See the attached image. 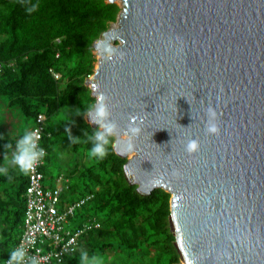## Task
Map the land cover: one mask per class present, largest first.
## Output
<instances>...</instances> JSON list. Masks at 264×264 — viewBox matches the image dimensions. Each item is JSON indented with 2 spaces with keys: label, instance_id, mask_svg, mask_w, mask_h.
I'll list each match as a JSON object with an SVG mask.
<instances>
[{
  "label": "water",
  "instance_id": "95a60500",
  "mask_svg": "<svg viewBox=\"0 0 264 264\" xmlns=\"http://www.w3.org/2000/svg\"><path fill=\"white\" fill-rule=\"evenodd\" d=\"M118 1L93 43L115 53L87 84L109 95L121 130L143 118L131 150L115 136L126 176L172 194L184 264H264V0Z\"/></svg>",
  "mask_w": 264,
  "mask_h": 264
},
{
  "label": "trees",
  "instance_id": "16d2710c",
  "mask_svg": "<svg viewBox=\"0 0 264 264\" xmlns=\"http://www.w3.org/2000/svg\"><path fill=\"white\" fill-rule=\"evenodd\" d=\"M34 4L39 7L28 13ZM121 9L107 0H0V59L14 61V66L0 71V97L6 96L7 105L18 107L33 123L38 114H45V159L51 153L58 159L66 149V161L71 160L58 172L70 181L66 191L73 194L69 200L93 194L76 212L73 228L92 218L101 227L81 236L80 249L68 255L65 264H79L84 250L100 257L123 255L122 264H180L182 257L170 225L172 194L163 188L148 195L138 191L125 173L128 158L115 150V136L109 138L103 159L87 155L91 142L84 132L91 134L98 128L87 120L83 105L96 99L87 84L97 61L93 43L117 21ZM52 71L60 78L55 79ZM77 109L82 115H76ZM62 110L65 116L54 119ZM70 135L80 141L72 143ZM2 141L15 144L14 139ZM44 168L45 164V173ZM27 184L28 175L15 167L0 175V264L22 234Z\"/></svg>",
  "mask_w": 264,
  "mask_h": 264
},
{
  "label": "built area",
  "instance_id": "2783aa9c",
  "mask_svg": "<svg viewBox=\"0 0 264 264\" xmlns=\"http://www.w3.org/2000/svg\"><path fill=\"white\" fill-rule=\"evenodd\" d=\"M5 66H14V61L5 62L0 59V71ZM52 73L55 79L60 78L59 73L55 71ZM45 123L46 116L40 113L30 128L38 136L39 146L45 150V156L28 174L23 230L15 247L23 244L27 249V255L35 256L40 264H65L66 257L80 249L81 236L90 230L100 228L101 222L92 218L80 227H69L70 220L79 209L93 199V194L63 203L62 196L64 190L68 188L66 185L69 183L68 178L59 175L55 185L44 184L45 174L42 167L47 155V149L43 146Z\"/></svg>",
  "mask_w": 264,
  "mask_h": 264
},
{
  "label": "clouds",
  "instance_id": "9594fccd",
  "mask_svg": "<svg viewBox=\"0 0 264 264\" xmlns=\"http://www.w3.org/2000/svg\"><path fill=\"white\" fill-rule=\"evenodd\" d=\"M39 5H32L27 9L28 13H32L37 10ZM97 51L103 57L105 61H110L113 58L115 49L108 44L100 43L97 45ZM123 58V54H122ZM99 84H93L92 90L95 94L94 103H85L84 114L89 118V123L98 125V128L91 134L85 130L84 135H87L88 140L91 142V147L87 151V155L90 159L99 158L103 159L107 155L106 146L109 145V138L112 136H118L123 132L127 139V148L131 150L134 147L133 141L139 136L141 125L143 124V118L137 114H130L128 117V123L126 127L121 130L119 122L112 118V110L109 106L110 97L107 93L99 90ZM76 115H82L81 110H76ZM139 121V123H138ZM68 124L72 121H66ZM67 131H71L69 127ZM207 131L210 133H217L218 128L215 124H209ZM15 146L11 142L4 145V166H0V175H7L8 165H11L18 169V171L24 175L31 173L39 161L45 156V150L39 146L38 136L34 131L25 128L22 133L16 137ZM72 143H78L80 137L73 135L69 136ZM197 148V141L190 140L186 144V151L191 154ZM9 151H11V157L9 158ZM176 175L175 171L173 173ZM79 264H102V258L97 255H89L84 250L81 251L78 257ZM4 264H40V261L35 257H29L27 255V249L21 244L15 247L10 252V257L6 259Z\"/></svg>",
  "mask_w": 264,
  "mask_h": 264
},
{
  "label": "rangeland",
  "instance_id": "374dc122",
  "mask_svg": "<svg viewBox=\"0 0 264 264\" xmlns=\"http://www.w3.org/2000/svg\"><path fill=\"white\" fill-rule=\"evenodd\" d=\"M107 1H109V0H107ZM114 3H117L119 6H121V3L118 0L115 1ZM115 22L111 23L110 27ZM97 52H98L97 49H95L94 53H95V56L97 58V61L95 62V68L98 66V60L101 58V55H99ZM90 77H89V79H90ZM88 86L90 87V84H88ZM7 99L8 98L6 96L0 97V129H1V131H2V128H4L3 123H5L7 126L10 125V123H13L15 125L19 124L22 126V128L31 126L33 124L32 118H28L27 116H25L20 111V109L16 106L9 107L7 105ZM64 116H65V111L62 110L61 112H59V114L54 116V119L57 120V119L63 118ZM1 133L2 132H0V134ZM3 134L6 135V133H3ZM4 135L1 136V137H3V139L6 138ZM0 144H3L2 147L4 148V145L6 143L4 141H0ZM63 152L64 153H61V155H59L58 159L54 156L53 153L50 154L49 159H45V169H46L47 174H50V173L57 174L59 172V170L64 171L70 165L71 160H70V163H68V161H66L67 157H68V155H67L68 150L64 149ZM132 155L133 154H130V156H132ZM64 157L66 158V160H64ZM59 159H61V160H59ZM59 164H62L61 169L58 167ZM44 184L50 185L51 183L48 180H44ZM71 194H73L71 192V190L66 191L64 199L69 195L71 196ZM69 227H73V219L70 220ZM122 257H123V255L116 256L114 254L110 255L107 253L106 255L101 257L102 258V264H122L124 262ZM180 264H184V263L181 262Z\"/></svg>",
  "mask_w": 264,
  "mask_h": 264
},
{
  "label": "crops",
  "instance_id": "0c3cea01",
  "mask_svg": "<svg viewBox=\"0 0 264 264\" xmlns=\"http://www.w3.org/2000/svg\"><path fill=\"white\" fill-rule=\"evenodd\" d=\"M4 124V128H2V131H1V129H0V132H2L1 134H0V141H2V140H13V136H16V137H18L21 133H22V131L25 129V128H27V129H30L31 128V126H28V127H24V128H22V126L21 125H15V124H13V123H10V125H6L5 123H3ZM3 133H6V135H4ZM2 135H4L6 138L5 139H3V137H1ZM15 146V144L13 145V147ZM2 147V144H0V151L2 152V150L3 149H5V148H3ZM9 158L11 157V151H9ZM4 155H5V152L2 154H0V166H4V164H5V161H4ZM67 155H69V153L67 152ZM69 157V156H68ZM67 157V158H68ZM62 159V158H61ZM64 160H66V158L64 157ZM8 167H13V166H11V165H8ZM44 171H45V180H48L51 184L50 185H55V183H56V179H57V177L61 174V175H64V174H62V173H60V174H55V173H50V174H47V172H46V169L44 168ZM65 176V175H64ZM66 178H68L67 176H65ZM69 180V179H68ZM55 181V182H54ZM68 184H70V181H69V183H67L66 185H68ZM67 189V188H66ZM66 189L64 190V193H63V196H62V201H63V203H68V202H70L71 201V199L69 200V198L68 197H70V195L69 196H67L65 199H64V197H65V194H66Z\"/></svg>",
  "mask_w": 264,
  "mask_h": 264
},
{
  "label": "bare ground",
  "instance_id": "6f19581e",
  "mask_svg": "<svg viewBox=\"0 0 264 264\" xmlns=\"http://www.w3.org/2000/svg\"><path fill=\"white\" fill-rule=\"evenodd\" d=\"M123 138H125L124 134H123ZM130 154H131V152H130ZM132 154L134 155L135 153H132Z\"/></svg>",
  "mask_w": 264,
  "mask_h": 264
}]
</instances>
